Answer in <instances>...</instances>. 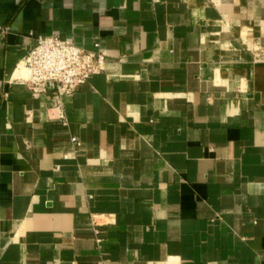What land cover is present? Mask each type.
Returning a JSON list of instances; mask_svg holds the SVG:
<instances>
[{"label": "crops", "instance_id": "1", "mask_svg": "<svg viewBox=\"0 0 264 264\" xmlns=\"http://www.w3.org/2000/svg\"><path fill=\"white\" fill-rule=\"evenodd\" d=\"M0 25V264H264V0H0ZM47 35L107 57L62 106L17 80Z\"/></svg>", "mask_w": 264, "mask_h": 264}, {"label": "built area", "instance_id": "2", "mask_svg": "<svg viewBox=\"0 0 264 264\" xmlns=\"http://www.w3.org/2000/svg\"><path fill=\"white\" fill-rule=\"evenodd\" d=\"M8 29L0 25V37ZM98 47L96 44V50H87L58 35L40 36L19 63L18 68L24 69L26 76L17 80L25 83L33 96L50 93L62 106L65 95L73 94L92 76L104 71L107 57Z\"/></svg>", "mask_w": 264, "mask_h": 264}, {"label": "bare ground", "instance_id": "3", "mask_svg": "<svg viewBox=\"0 0 264 264\" xmlns=\"http://www.w3.org/2000/svg\"><path fill=\"white\" fill-rule=\"evenodd\" d=\"M24 71V70H23ZM22 76H26V72L24 71L23 75Z\"/></svg>", "mask_w": 264, "mask_h": 264}]
</instances>
